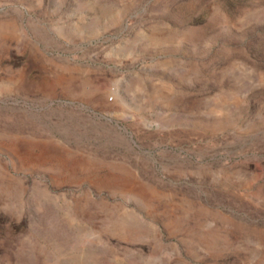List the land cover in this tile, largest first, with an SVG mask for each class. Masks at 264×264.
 Listing matches in <instances>:
<instances>
[{"label": "rangeland", "instance_id": "1", "mask_svg": "<svg viewBox=\"0 0 264 264\" xmlns=\"http://www.w3.org/2000/svg\"><path fill=\"white\" fill-rule=\"evenodd\" d=\"M0 264H264V0H0Z\"/></svg>", "mask_w": 264, "mask_h": 264}]
</instances>
